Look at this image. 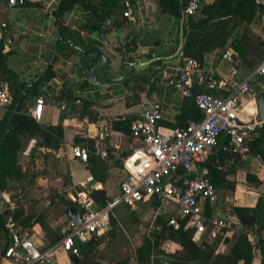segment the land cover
<instances>
[{"label": "crops", "instance_id": "1", "mask_svg": "<svg viewBox=\"0 0 264 264\" xmlns=\"http://www.w3.org/2000/svg\"><path fill=\"white\" fill-rule=\"evenodd\" d=\"M25 1L32 4L15 7L7 5V8L0 12V23L8 24L12 36V43L7 44L3 40V48L0 52L2 56L0 82L4 80L2 72L7 69L18 76L21 86L25 84L24 88L21 87L22 90L32 88L45 74V66L56 44L59 43V51L52 64L56 73L41 88L44 106L42 120L39 123L50 125L61 123L63 138L59 139L57 147H36L35 139L28 142L19 158L23 175L19 190L30 192L36 201L32 202L31 206L15 205L3 192L5 199L3 208L14 210L22 206L25 214L37 213L35 218H39L38 221L32 219V225L26 231L36 247L45 248L60 240L70 219L65 213L66 207L60 203L57 196L61 195L75 204L73 194L81 190L80 182H86L87 188L92 192L95 207L100 206L104 200H114L119 195V183L125 176L120 161L113 159L112 155L102 158L93 154L83 162L71 155L70 149L73 144L85 143L82 133L89 135L86 142L91 144L94 138L100 137L101 133L107 130L110 144L118 147L122 155L127 154L139 142L132 139L131 130H125V127L128 128L124 124L126 119L136 120L146 105L157 103L163 112L159 129L163 133L172 134L188 119L193 100L163 86L158 77H155L161 63L173 62L177 59L178 55L171 59L167 58L174 54L179 45L182 17L163 12L161 0H135L133 4L131 3L140 11V16H136L135 20L120 14L116 17L121 23V28L118 30L121 35L120 42L115 38L117 29L111 26V20H107L102 24L104 31H111L105 34L107 43L100 40L99 28L94 32L89 31L91 15L81 7L75 6L60 18H56L54 10L59 0ZM214 1L202 0L201 6L212 4ZM131 36L133 39L130 41ZM236 39L239 41L235 42ZM233 42L234 45L239 42L241 46L247 48L244 57L237 56ZM255 45L262 55L252 53ZM75 46L83 50L98 48L107 61L108 55H112L119 57V64L126 61L140 64L138 68L125 64L120 70L119 65L115 63L111 64L107 71L102 69V66L96 70L97 78L102 80L114 77L115 79L94 84L80 71L85 66L93 65L98 55L83 54ZM205 54L208 56V64L215 68L220 78L227 76L235 58L240 59L236 79L239 82L246 81L250 91L240 97L239 104L246 119L256 118L257 108L253 94L264 92V75H256L251 79L249 77L264 58V20L260 17L249 24L238 23L223 48H216ZM155 57L165 58L159 60L158 64L156 61L150 65H142L143 62ZM83 82H86V86L80 88L79 84ZM66 83L72 86V97L77 98L74 107L70 105V110L61 108V104L67 105V103L65 95L59 96V90ZM25 95L22 104L24 111L28 113L33 108L36 97L32 94L31 99H28L30 93ZM83 102H88L89 106L82 109ZM251 108H254V113L249 110ZM6 109H0V120ZM114 123H118L121 128H114ZM251 138L249 137L246 143ZM226 144V137L220 136L206 160L210 161L217 170L226 172L227 180L223 182L222 187L214 185L217 193L216 204L212 205L208 201L201 200V206L206 219L226 221L228 226L226 236L230 237L233 231L243 227L238 217L233 214L232 207L252 208L257 204L258 199L264 196V164L258 157L248 152L247 145L243 153L236 154L239 155L237 158L233 156L220 158L212 153V150L219 151L220 148L224 150ZM206 160L200 162L192 173H179L172 178V181L186 184L188 180L203 176L207 172L203 166ZM229 168L233 170V175L228 173ZM247 173L258 179L256 184L247 181ZM93 174H96L97 180L94 179ZM51 200L53 203L46 207ZM74 206L78 208L77 204ZM156 207L155 199H146L133 209L121 203L116 204L107 230L98 231L91 236L89 242L80 244L78 256L59 250L55 264H117L119 262L140 264L136 257L144 241L150 239L152 232L159 227L160 218L167 222L166 215L154 217ZM200 235L194 231L193 237ZM248 239L255 242L257 237L255 233L248 232ZM222 240L220 239L221 243L218 247L220 252L225 247ZM5 245L6 237L3 228L0 227L2 264H6L2 258ZM162 248L165 252H174L180 246L167 240L162 244ZM72 256L78 258V261H73ZM157 257L160 258V262H157ZM163 261L161 255L155 252L151 254L150 264H162ZM252 264H264V254H261L260 250L255 251Z\"/></svg>", "mask_w": 264, "mask_h": 264}, {"label": "built area", "instance_id": "2", "mask_svg": "<svg viewBox=\"0 0 264 264\" xmlns=\"http://www.w3.org/2000/svg\"><path fill=\"white\" fill-rule=\"evenodd\" d=\"M24 1L8 0L7 4L15 7L23 5ZM251 1L264 7V0ZM201 4L202 0H187L183 14H194ZM123 7V17L135 20L136 16H140L139 9L133 7L130 1L124 0ZM0 39L7 44L12 43L6 22L0 23ZM239 63L240 59L235 58L224 78L218 77L215 68L208 64L207 54H204L200 63L181 50L175 61L161 63L155 77L163 86L177 91L182 97L191 98L201 117L188 118L172 134L163 133L159 129V122L163 118L161 106L150 103L131 123V137L139 144L123 155L118 147L110 144L109 131H103L91 144L86 142L89 135L82 133V139L86 141L73 144L71 155L83 162L93 154L102 158L112 155L113 159L120 161L125 176L119 183V195L95 207L92 192L86 182H80L81 190L74 193V202L78 206L81 223L76 224L69 219L60 240L45 248L36 247L27 231H21L14 217L9 214L2 225L6 237L2 258L6 264H55L59 250L78 256L80 244L89 242L98 231L108 229L116 204L121 203L133 209L146 199L157 201L154 217L166 215L167 224L173 229H178L179 219L185 218L186 228L193 227L196 233L201 234L209 223L210 237L219 236L223 239L226 236V230L222 231L227 228L226 221L206 219L201 206V200L212 205L217 202L216 189L210 178L201 176L188 180L186 184L172 181V178L180 172L192 173L200 162L206 160L220 136L227 139L223 147L225 151L241 154L245 151L246 140L264 127V119H246L242 113L240 97L247 94L250 87L246 81L239 82L236 79ZM256 75H264V58L249 79ZM12 100L10 84L1 81L0 109L8 108ZM43 106V96H38L28 112L37 123L42 120ZM66 106L61 104L63 109ZM193 238L197 240L198 236Z\"/></svg>", "mask_w": 264, "mask_h": 264}, {"label": "trees", "instance_id": "3", "mask_svg": "<svg viewBox=\"0 0 264 264\" xmlns=\"http://www.w3.org/2000/svg\"><path fill=\"white\" fill-rule=\"evenodd\" d=\"M123 1L59 0L54 10V15L56 18H60L65 12L75 6H79L91 15L92 20L88 25L90 32L96 31L98 25L104 24L107 20H111V26L119 30L121 23L116 17L119 14L122 15ZM128 1L132 4L135 2V0ZM7 2L8 0H0V12L7 8ZM29 3L31 2L24 1V4ZM186 3L187 0H161L162 11L176 17H181ZM263 13L264 7L256 5L251 0H215L212 4H204L194 14L184 15V43L182 51L185 55L195 57L202 63L205 53L216 48H223L227 44L228 38L232 35L238 23L249 24L255 19L262 18ZM237 41L239 40L236 39L235 42ZM232 45L237 51V56L244 57L246 55L247 48L241 46L239 42L236 45L233 42ZM2 48L3 40L0 39V52ZM252 49L253 54L262 55L256 45ZM156 63L158 64L159 61ZM55 73L52 65L32 88L22 90L21 81L18 76L13 71L4 69L2 72L4 80L2 81H7L10 84L13 100L0 120V144L15 105L22 98L23 93H32L35 97L41 96V88L54 77ZM79 86L80 88L85 87L86 82L80 83ZM71 88L72 86L66 83L59 90V96L64 97L65 95L66 97L67 107L65 110L70 105L73 108L77 100L76 97H72ZM88 106V102H83L82 109ZM199 117H201V113L193 102L187 118ZM131 123V119H126L124 122L128 126V128L125 127L126 131L131 130ZM117 124L114 123V128L120 129L121 127ZM62 138L63 131L61 123L56 125L37 123L29 113L24 111L23 104L21 103L0 155V191L2 193H9L13 188L22 185L23 175L19 158L31 139H35L36 147H57L59 139ZM246 145L248 152L258 157L264 164V127L248 140ZM212 153L220 158L229 156L237 158L239 156L222 150L221 148L219 151L212 150ZM203 166L207 169V172L203 176L210 178L213 185L222 187L223 182L227 180L225 176L227 173L222 172V170H217L208 160L204 162ZM228 170V173L233 175V170L230 168ZM93 177L97 180L96 174H93ZM246 179L248 182L255 184L258 180L250 173L246 174ZM26 182L30 183L29 180H26ZM57 197L60 203L66 208L70 205H76V203L74 204L72 201L66 200L61 195ZM105 201L100 205H103ZM207 206L209 207V205ZM232 212L238 217L243 227L233 231L230 237L226 236L223 238L222 242L225 244V247L222 252L218 251L221 237L211 238L209 235L211 229L210 224H207L206 231L201 233L197 240L194 241V228L185 227V218L179 220L180 227L178 229H173L163 218H160L161 222L159 227L152 232L150 238L152 240L147 238L141 246L136 257L137 262L140 264H150L151 254L155 252L164 258V263L162 264H239L240 262L243 264H252L255 251L260 250V253L264 254V196L258 199L254 207H232ZM9 214L14 217L21 231H25L30 227L32 225V219L37 215L35 212L25 214L22 206L14 210L5 207L0 211V227H2L4 219ZM206 214H208L207 211ZM37 219L39 218H35V221H38ZM227 229L228 226L222 231ZM248 232L255 233L257 237L255 242L248 239ZM167 240L175 242L180 248L174 252H165L162 244ZM156 260L160 262L159 257ZM117 264L124 263L119 262Z\"/></svg>", "mask_w": 264, "mask_h": 264}, {"label": "water", "instance_id": "4", "mask_svg": "<svg viewBox=\"0 0 264 264\" xmlns=\"http://www.w3.org/2000/svg\"><path fill=\"white\" fill-rule=\"evenodd\" d=\"M184 14L182 13V17H181V20H180V31H179V45L176 49V51L174 52V54H172L170 57H168L167 59H171L173 57H175L176 55H178V53L182 50V45H183V28H184ZM98 28H99V37H100V40H102L104 43H107V40L105 38V34L108 33V32H111L110 30H103V26L102 24H99L98 25ZM115 38H116V41L117 42H120L121 41V35H120V31L116 30L115 32ZM131 39H133V36H131V38L129 39L131 41ZM129 46V43L128 45ZM75 48L83 53V54H97L98 55V59L97 61L91 65V66H85L81 69L80 73L82 75H84L91 83H94V84H101V83H105L106 81L108 80H114L115 78L114 77H107L105 79H102V80H99L97 78V74H96V70L101 68L102 66L106 65V64H109V61L106 60V57L104 56V54L98 49V48H93V49H87V50H83L81 49L80 47H77L75 46ZM59 51V43L56 44V47H55V50L54 52L51 54L46 66H45V69H44V73L52 66V64L54 63L55 59H56V56H57V53ZM165 57H155V58H151L149 61L147 62H143L142 65H150L152 64L153 62H156V61H159V60H164ZM130 65V66H133L135 68H138V65L140 64L139 62H130V61H126V62H122L121 64H119L118 68L121 70L122 67L124 65ZM122 78V76H121ZM119 78V79H121ZM24 85L23 84L21 87L24 88ZM26 95L25 93H23V96L22 98L16 103L15 105V108H14V111L12 113V116L11 118L9 119L8 121V124H7V127H6V130H5V133H4V136H3V139H2V142L0 144V155H1V152L3 150V147H4V144H5V141L8 137V134L12 128V125H13V120L15 118V116L17 115L18 113V110H19V107H20V104L24 101ZM253 98L255 99V103H256V108H257V113H256V118L257 119H264V92H261V93H254L253 94ZM71 107L69 106L68 107V110H70ZM252 113L255 112L254 108H251L249 109ZM53 203V200L49 201L47 204H46V207H48L50 204ZM4 204H5V199L3 197V194L2 192L0 191V211L2 210V208L4 207ZM65 213L66 215L71 219L73 220L76 224H80L81 223V217H80V212H79V209L74 206V205H70L68 206L66 209H65ZM1 225V224H0ZM71 259L73 261H78V258L72 256Z\"/></svg>", "mask_w": 264, "mask_h": 264}, {"label": "rangeland", "instance_id": "5", "mask_svg": "<svg viewBox=\"0 0 264 264\" xmlns=\"http://www.w3.org/2000/svg\"><path fill=\"white\" fill-rule=\"evenodd\" d=\"M108 61L109 64L104 65L102 67V69H104L105 71H107V69H109V66H111V64H118L119 65V57L117 56H112V55H108ZM32 94L30 93L28 99H31ZM6 193V192H5ZM6 195L9 198V201H12L15 203V205H22V204H26V205H30L31 203L36 201L33 199L32 194L27 193L26 191H20L19 187H15L13 188L9 193H6ZM12 196V197H11ZM74 194H73V198H74Z\"/></svg>", "mask_w": 264, "mask_h": 264}]
</instances>
